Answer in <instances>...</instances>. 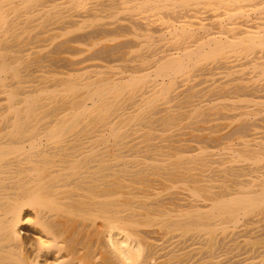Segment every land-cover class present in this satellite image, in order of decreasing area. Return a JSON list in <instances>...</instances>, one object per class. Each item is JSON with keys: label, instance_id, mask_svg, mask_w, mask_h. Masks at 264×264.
Returning a JSON list of instances; mask_svg holds the SVG:
<instances>
[{"label": "bare ground", "instance_id": "obj_1", "mask_svg": "<svg viewBox=\"0 0 264 264\" xmlns=\"http://www.w3.org/2000/svg\"><path fill=\"white\" fill-rule=\"evenodd\" d=\"M0 264H264V0H0Z\"/></svg>", "mask_w": 264, "mask_h": 264}]
</instances>
